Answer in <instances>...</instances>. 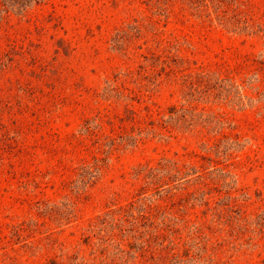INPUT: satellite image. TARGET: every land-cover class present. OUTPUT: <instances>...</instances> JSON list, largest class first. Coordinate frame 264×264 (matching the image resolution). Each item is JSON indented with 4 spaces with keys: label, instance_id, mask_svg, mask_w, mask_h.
Listing matches in <instances>:
<instances>
[{
    "label": "rangeland",
    "instance_id": "1",
    "mask_svg": "<svg viewBox=\"0 0 264 264\" xmlns=\"http://www.w3.org/2000/svg\"><path fill=\"white\" fill-rule=\"evenodd\" d=\"M181 1L0 0V264H264V0Z\"/></svg>",
    "mask_w": 264,
    "mask_h": 264
},
{
    "label": "trees",
    "instance_id": "2",
    "mask_svg": "<svg viewBox=\"0 0 264 264\" xmlns=\"http://www.w3.org/2000/svg\"><path fill=\"white\" fill-rule=\"evenodd\" d=\"M17 2L20 3V0H16ZM26 1V0H25ZM178 1H181V0H166V2H170V5L175 3V2H178ZM182 2V1H181ZM21 4V3H20ZM170 11V10H169Z\"/></svg>",
    "mask_w": 264,
    "mask_h": 264
}]
</instances>
